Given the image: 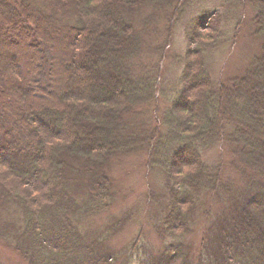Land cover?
Listing matches in <instances>:
<instances>
[{"label": "trees", "instance_id": "trees-1", "mask_svg": "<svg viewBox=\"0 0 264 264\" xmlns=\"http://www.w3.org/2000/svg\"><path fill=\"white\" fill-rule=\"evenodd\" d=\"M201 1L0 0V252L130 264L140 246L141 264H264V0ZM215 54L230 59L213 76ZM135 157L158 249L142 228L111 245L132 215L111 211L112 171Z\"/></svg>", "mask_w": 264, "mask_h": 264}, {"label": "rangeland", "instance_id": "rangeland-1", "mask_svg": "<svg viewBox=\"0 0 264 264\" xmlns=\"http://www.w3.org/2000/svg\"><path fill=\"white\" fill-rule=\"evenodd\" d=\"M205 8L210 9L211 12L221 10L220 5H218L215 0L201 1L194 9H197L200 13L202 10L204 11ZM194 9L189 13V16L186 17L187 19L190 20L192 17H196L194 15H197L198 13L195 12ZM203 22L205 21L203 20L202 23ZM172 41V47L168 50L167 58L162 62L161 68L164 69L163 71L166 73L168 81H172L177 74H180V70H177L174 62H172L173 64H170V66L168 63V66H166L167 68H165V65L169 56L175 54L179 55V51L183 52L186 47L184 34L181 28L176 29L175 32L173 31ZM226 57L227 54L223 57H221L220 54H215L212 57L211 73L213 76H216L223 68V65L229 61L225 60L230 59ZM164 104L165 100L162 99V105H159L161 109ZM132 160L133 161L129 164L130 166L126 167L124 165L123 167L119 165L112 171L113 179L119 191L117 190L118 199H115V203L112 206L111 211L118 214L124 212L128 214L131 213L132 215L123 228L119 227L115 230L114 236L111 237V245L119 249L121 245L126 246L129 243H132L133 238L137 235L140 228H142L144 231V233L142 232V235L146 236L149 239V242L158 249L162 246V241L156 231L151 228V224L148 221L151 209L148 205L149 203L146 198V193L147 189L152 185V180L142 172L141 168L138 167V158L135 157V159ZM152 191L154 190L152 189ZM151 208H153V206ZM204 226V223L198 220L193 230L185 237V242H194L192 244L198 246L201 241ZM144 240L146 241V238ZM131 250L129 247V251ZM139 250V253H133L134 251H132L133 255L131 256L130 264H141V259H143L145 253H143L140 246ZM126 254L129 253L126 252L125 255ZM128 256L130 255H127V257ZM0 259L3 264H20L17 262V259L6 250H2V252H0Z\"/></svg>", "mask_w": 264, "mask_h": 264}]
</instances>
